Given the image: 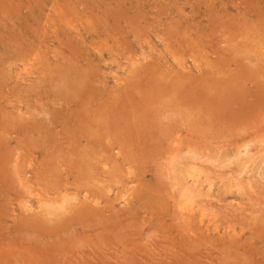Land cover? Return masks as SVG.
Instances as JSON below:
<instances>
[{
  "label": "rangeland",
  "instance_id": "1",
  "mask_svg": "<svg viewBox=\"0 0 264 264\" xmlns=\"http://www.w3.org/2000/svg\"><path fill=\"white\" fill-rule=\"evenodd\" d=\"M0 86V264H264V0H0Z\"/></svg>",
  "mask_w": 264,
  "mask_h": 264
},
{
  "label": "bare ground",
  "instance_id": "2",
  "mask_svg": "<svg viewBox=\"0 0 264 264\" xmlns=\"http://www.w3.org/2000/svg\"><path fill=\"white\" fill-rule=\"evenodd\" d=\"M143 27H144V26H143ZM37 46H38V45H37ZM1 50H2V49H1ZM38 57H39V56H38ZM147 57H148V56H147ZM41 58H42V56H41ZM129 58H130V57H129ZM26 59H28V58H26ZM26 59H25V60H26ZM29 59H30V58H29ZM29 59H28V60H29ZM23 60H24V59H23ZM33 60H37V59L34 58ZM31 61H32V59L30 60V62H31ZM39 61H41V60H39ZM22 62H23V61H22ZM32 62H35V61H32ZM37 62H38V61H37ZM37 62H36V63H37ZM42 62H43V61H42ZM179 62H180V61H179ZM9 63H10V62H9ZM38 63H39V62H38ZM38 63H37V64H38ZM28 64H31V63H28ZM38 65H39V64H38ZM24 66H25V65H24ZM26 66H28V65H26ZM35 66H36V65H35ZM35 66H34V67H35ZM10 67H11V66H10ZM20 67H21V66H20ZM22 67H23V66H22ZM30 67H31V66H30ZM32 68H33V67H32ZM37 68H38V67H37ZM129 68H130V67H129ZM11 69H12V68H11ZM9 70H10V69H9ZM22 70H23V68H22ZM22 70H21V71H22ZM17 71H18V70H17ZM25 71H26V70H25ZM27 71H28V70H27ZM37 71H38V69H37ZM37 71H36V72H37ZM29 72H30V70H29ZM36 72H35V73H36ZM8 73H9V71H8ZM30 73H31V72H30ZM11 74H12V73H11ZM17 74H18V73H16V75H17ZM33 76H34V75H33ZM33 76H32V77H33ZM4 77H5V76H4ZM4 77H3V78H4ZM8 77H9V76H8ZM23 77H24V76H23ZM15 79H16V78H15ZM29 79H31V78H29ZM19 80H20V79H19ZM31 80H32V79H31ZM34 80H35V79H34ZM43 81H44V80H43ZM21 82H22V81H21ZM16 83H17V82H16ZM56 84H57V83H56ZM34 85H35V84H34ZM19 86H21V85H18V87H19ZM56 86H57V85H56ZM0 87H1V86H0ZM16 87H17V86H16ZM21 87H22V86H21ZM25 87H26V86H25ZM51 87H52V86H51ZM34 88H35V87H34ZM18 89H19V88H18ZM0 90H1V89H0ZM24 90H25V89H24ZM51 90H52V89H51ZM1 91H2V90H1ZM32 91H33V90H32ZM38 93H39V92H38ZM38 93H37V94H38ZM6 94H7V93H6ZM108 94H109V93H108ZM8 95H9V93H8ZM21 95H22V94H21ZM23 95H24V94H23ZM33 95H34V94H33ZM33 95H32V96H33ZM38 95H40V94H38ZM38 95H37V96H38ZM27 96H28V95H27ZM1 97H2V96H1ZM30 97H31V96H30ZM34 97H35V96H34ZM58 97H59V96H58ZM2 98H3V97H2ZM5 98H6V97H5ZM36 98H37V97H36ZM40 98H41V96H40ZM38 99H39V98H38ZM1 100H2V99H1ZM48 100H50V99H48ZM9 101H10V99H9ZM41 101H42V100H41ZM62 101H63V100H62ZM30 102H31V101H30ZM37 102H38V100H37ZM45 102H46V101H45ZM47 103H48V102H47ZM58 103H59V102H57V104H58ZM60 103H61V102H60ZM23 104H24V103H23ZM57 104H56V105H57ZM10 105H11V104H10ZM27 105H28V104H27ZM34 105H35V104H33V106H34ZM54 105H55V104H54ZM60 105H61V104H60ZM60 105H59V106H60ZM11 106H12V105H11ZM36 106H38V105H36ZM59 106H58V107H59ZM47 107H48V106H47ZM28 108H29V107H28ZM30 108H31V107H30ZM38 108H40V107L38 106ZM44 108H45V107H44ZM60 108H61V106H60ZM60 108H59V109H60ZM26 109H27V108H26ZM35 109H36V108H35ZM57 109H58V108H57ZM33 110H34V109H33ZM36 110H37V109H36ZM30 111H31V110H30ZM34 112H35V111H34ZM40 112H41V111H40ZM40 112H39V113H40ZM58 112H59V111H58ZM48 113H49V112H48ZM51 113H52V112H51ZM51 113H50V114H51ZM32 114H33V113H32ZM41 114H42V113H41ZM52 114H53V113H52ZM52 114H51V115H52ZM56 114H57V113H56ZM12 115H13V114H12ZM21 115H22V114H21ZM58 115L61 116V113L58 114ZM62 115H63V114H62ZM19 116H20V115H19ZM38 116H39V115H38ZM8 117H9V116H8ZM50 118H51V117H50ZM20 119H21V117H20ZM6 120H7V119H5V121H6ZM39 120H40V119H38V121H39ZM45 120H46V119H45ZM58 120H59V119H58ZM58 120H57V121H58ZM8 121H9V120H8ZM27 121H28V120H27ZM31 121H32V120H31ZM36 121H37V119H36ZM36 121H35V122H36ZM53 121H54V120H53ZM55 121H56V120H55ZM24 122H25V121H24ZM44 122H45V121H44ZM59 122H60V121H59ZM36 123H37V122H36ZM47 123H48V122H47ZM49 123H50V121H49ZM31 124H32V123H31ZM33 124H34V123H33ZM42 124H43V123H42ZM42 124H41V125H42ZM21 125H22V124H21ZM39 125H40V124H39ZM22 126H23V125H22ZM24 126H25V125H24ZM24 126H23V127H24ZM42 126H43V125H42ZM45 127H46V125H45ZM16 129H17V128H16ZM21 129H22V127H21ZM24 129H25V128H24ZM37 130H38V129H37ZM37 130H36V131H37ZM39 130H41V129L39 128ZM42 130H43V129H42ZM47 130H48V129H47ZM64 130H65V129H64ZM33 131H35V130H33ZM44 131L46 132V130H44ZM49 131H50V128H49ZM51 131H52V130H51ZM62 131H63V130H62ZM63 132H64V131H63ZM4 133H5V132H4ZM46 133H47V132H46ZM65 133H66V132H65ZM48 134H49V132H48ZM56 134H57V133H56ZM56 134H55V135H56ZM51 135L54 136L52 133H51ZM7 136H8V135H7ZM8 137H10V135H9ZM61 138H62V137H61ZM0 139H1V138H0ZM64 139H65V138H64ZM1 140H2V139H1ZM28 140H29V139H28ZM134 140H135V139H134ZM41 142H42V141H41ZM126 142H127V141H126ZM46 144H47V143H46ZM82 144H83V143H82ZM67 146H68V145H67ZM90 146H91V145H90ZM85 147H86V146H85ZM87 147H88V146H87ZM95 147H96V146H95ZM113 148H114V147H113ZM241 148H242V147H241ZM46 149H47V148H46ZM89 149H90V148H89ZM89 149H87V150H89ZM91 149H92V148H91ZM35 150H36V149H35ZM42 150H44V149H42ZM84 150H85V148H84ZM111 150H112V149H111ZM153 151H154V150H153ZM161 151H163V150H161ZM83 152H84V151H83ZM73 153H74V152H73ZM89 153H90V152H89ZM68 156H69V155H68ZM181 156H182V155H181ZM237 156H238V155H237ZM2 158H3V157H2ZM69 158H71V157L69 156ZM71 159H72V158H71ZM176 159H177V158H176ZM186 159H187V158H186ZM48 161H49V160H48ZM44 162H45V161H44ZM66 162H67V161H66ZM74 162H75V161H74ZM78 162H79V161H78ZM86 162H87V161H86ZM229 162H230V161H229ZM48 163H49V162H48ZM69 163H70V162H69ZM204 163H205V162H204ZM28 164H29V163H28ZM63 164H64V162H63ZM73 164H74V163H73ZM86 164H87V163H86ZM90 164H91V163H90ZM67 165H68V164H67ZM78 165H80V164H78ZM60 166H61V165H60ZM72 166H73V165H72ZM114 166H115V165H114ZM25 167H26V166H25ZM79 167H80V166H79ZM115 167H116V166H115ZM167 167H168V166H167ZM206 167H207V166H206ZM174 168H175V167H174ZM72 169H73V168H72ZM105 169H106V168H105ZM254 169H255V168H254ZM68 171H71V170H68ZM201 171H202V170H201ZM254 171H255V170H254ZM256 172H257V170H256ZM75 173H76V172H75ZM112 173H113V172H112ZM181 173H182V172H181ZM76 174H77V173H76ZM208 174H209V173H208ZM214 174H215V173H214ZM239 174H240V173H239ZM105 175H106V174H105ZM71 179H72V178H71ZM73 179H74V178H73ZM234 179H235V178H234ZM74 180H75V179H74ZM93 187H94V186H93ZM237 187H238V186H237ZM131 188H132V187H131ZM133 188H134V187H133ZM133 188H132V189H133ZM140 188H141V187H140ZM133 190H134V189H133ZM66 191H68V190H66ZM160 192H161V191H160ZM28 193H29V192H28ZM145 193H146V192H145ZM145 193H144V194H145ZM156 194H157V193H156ZM59 195H60V194H59ZM59 195H57V197H58ZM85 195H86V194H85ZM72 196H73V195H72ZM141 196H142V195H141ZM73 197H74V196H73ZM85 197H86V196H85ZM142 197H143V196H142ZM63 198H64V197H63ZM87 198H88V197H87ZM87 198H86V199H87ZM93 199H94V198H93ZM38 200H39V199H38ZM49 200H50V199H49ZM62 200H63V199H62ZM66 200H67V199H66ZM69 200H70V199H69ZM95 200H96V199H95ZM97 200H98V199H97ZM44 201H45V200H44ZM64 201H65V200H64ZM67 201H68V200H67ZM70 201H71V200H70ZM27 202H28V201H27ZM89 202H90V200H89ZM165 202H166V201H165ZM178 202H179V201H178ZM49 203H50V202H49ZM119 203H120V202H119ZM22 204H23V203H22ZM25 204H27V203H25ZM46 204H47V203H46ZM50 205H51V204H50ZM36 206H37V205H36ZM51 206H52V205H51ZM61 206H62V205H61ZM49 207H50V206H49ZM187 207H188V206H187ZM187 207L185 206V207L182 208V209L186 210ZM198 207H199V206H198ZM38 208H40V207H38ZM50 208H51V207H50ZM52 208H53V207H52ZM231 208H232V207H231ZM53 209H54V208H53ZM65 209H67V208L65 207ZM107 209H108V208H107ZM67 210H68V209H67ZM78 210H79V209H78ZM142 210H144V209H142ZM187 210H188V209H187ZM138 211H139V210H138ZM60 212H61V211H60ZM187 212H188V211H187ZM39 213H40V212H39ZM54 213H55V212H54ZM114 213H115V212H114ZM183 213H184V212H183ZM186 214H187V213H186ZM188 214H189V213H188ZM116 215H117V214H116ZM205 215H206V213H205ZM134 216H135V215H134ZM181 216H182V215H181ZM78 217H79V216H78ZM76 218H77V217H76ZM64 220H65V219H64ZM96 220H97V219H96ZM154 220H155V219H154ZM49 221H50V220H49ZM83 221H84V220H83ZM59 222H60V221H59ZM96 223H97V222H96ZM199 223H200V222H199ZM57 226H58V225H57ZM100 226H102V225H100ZM102 227H103V226H102ZM59 228H60V227H59ZM29 229H31V228H29ZM67 232H68V231H67ZM107 232H108V231H107ZM107 232H106V233H107ZM69 237H70V236H69ZM188 238H189V237H188ZM236 242H237V241H236ZM154 246H155V245H154ZM38 263H39V262H38Z\"/></svg>",
  "mask_w": 264,
  "mask_h": 264
}]
</instances>
